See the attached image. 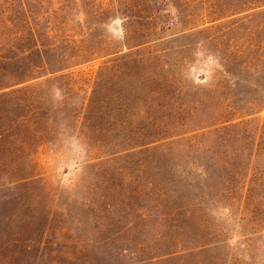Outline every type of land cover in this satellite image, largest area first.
<instances>
[{"label":"rangeland","instance_id":"1","mask_svg":"<svg viewBox=\"0 0 264 264\" xmlns=\"http://www.w3.org/2000/svg\"><path fill=\"white\" fill-rule=\"evenodd\" d=\"M22 1L83 39L0 61V264H264V4Z\"/></svg>","mask_w":264,"mask_h":264},{"label":"trees","instance_id":"2","mask_svg":"<svg viewBox=\"0 0 264 264\" xmlns=\"http://www.w3.org/2000/svg\"><path fill=\"white\" fill-rule=\"evenodd\" d=\"M252 4L260 5L264 4V0H251ZM13 2L18 3L17 6L12 5ZM124 14H128L127 12L130 11V7H123ZM129 10V11H128ZM52 12V10L48 11ZM85 12V11H84ZM55 13V12H54ZM125 17L128 18H134L135 15L128 14L125 15ZM214 15H212L209 11H206V13L203 14V17L201 19V23L203 24L206 19L213 18ZM126 24V23H125ZM207 29V28H206ZM129 27L124 25V31L126 34H128ZM51 27L49 24L46 26L45 30H41L39 27V24L35 22V11L29 9L26 7L25 3L22 0H0V40L2 36L4 35H11L12 44L10 46L11 50L10 52L3 51V43H0V61L7 60V61H13L19 58H22L24 56L29 57V64L27 65V68L25 71H20L19 69H13L11 76L13 77V81L17 80H24V78L29 77L30 71L32 70H40L41 68H48L49 61H47V56L45 51H43V48L47 47H53V45L50 43V45L44 44L43 39H52L53 37H56L57 39L69 43L71 46L76 47V43L79 41H82L83 38H76L77 36H82L81 33H78V31H74L73 33H65L63 35L56 36L54 33H50ZM261 45H257V51L261 49ZM256 51V52H257ZM262 60L264 59V49H262L261 53ZM32 54H37L39 56V61L37 59H34V56H31ZM79 54V53H78ZM78 54L69 56L68 58H72L73 60L70 63L64 62L66 60V54L62 57H60L59 61L61 60V65H54L50 67L49 71L51 73L56 72L58 70H61L65 67L73 66L74 64L78 63L80 60H84L86 57H76L79 56ZM69 64V65H67ZM249 64V63H244ZM227 66V65H226ZM3 71V69H2ZM20 91V88L11 90V93H16ZM229 119H224L222 121H216L214 124H221L223 122L228 121ZM8 130V129H7ZM6 130V131H7ZM9 132V131H8ZM143 142L136 144L129 143L126 145V147H122L118 150H127L129 148H135L137 146H142Z\"/></svg>","mask_w":264,"mask_h":264}]
</instances>
